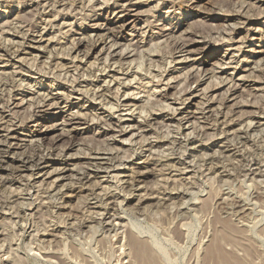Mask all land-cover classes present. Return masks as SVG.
Listing matches in <instances>:
<instances>
[{
  "label": "rangeland",
  "instance_id": "obj_1",
  "mask_svg": "<svg viewBox=\"0 0 264 264\" xmlns=\"http://www.w3.org/2000/svg\"><path fill=\"white\" fill-rule=\"evenodd\" d=\"M0 45V264H264V0H0Z\"/></svg>",
  "mask_w": 264,
  "mask_h": 264
},
{
  "label": "bare ground",
  "instance_id": "obj_2",
  "mask_svg": "<svg viewBox=\"0 0 264 264\" xmlns=\"http://www.w3.org/2000/svg\"><path fill=\"white\" fill-rule=\"evenodd\" d=\"M227 15V14H226ZM194 34V33H193ZM180 42V41H179ZM179 42H174V46L175 49L177 48H181L185 43H179ZM71 44H73V42H71ZM79 44H73V46L71 47L72 49H77L76 46H78ZM173 49V48H172ZM0 50L1 51H7L6 48L4 46L0 45ZM69 51V50H68ZM171 53V52H170ZM199 77V76H198ZM2 89V88H1ZM160 91V90H159ZM47 92V91H46ZM162 93L160 92L159 95H161ZM48 95V94H47ZM39 102V101H38ZM4 107H8L7 105H4ZM3 108V107H2ZM29 118V116H28ZM24 122V121H23ZM105 122V121H103ZM115 123V122H114ZM109 125V124H108ZM227 125V124H226ZM231 125V124H228ZM232 126V125H231ZM231 126H227V128L231 127ZM8 131V130H7ZM121 132V130H120ZM35 156V157H34ZM1 162V161H0ZM46 160H43V158H39L37 155H32L30 156H26L24 158H22L19 163H21L24 167L29 168L30 166H35L38 163H45ZM113 162V161H112ZM28 164V165H27ZM91 165V164H90ZM90 173L88 172H84L82 174H80L79 179L81 181L84 180H88V178L90 177L89 175ZM137 180V179H136ZM4 181V180H3ZM71 189V188H70ZM59 190H57L58 192ZM74 189L72 188L71 192H73ZM52 192V191H51ZM67 193V192H66ZM55 194V192H54ZM62 194V193H61ZM91 194L93 195V193L91 192ZM90 194V195H91ZM52 195V194H51ZM69 197V196H68ZM108 197H111V195H109ZM96 198V197H95ZM142 199H144L143 197H141ZM97 199V198H96ZM121 204V203H120ZM227 206V205H226ZM230 206H232L233 208H238L237 212L241 213L242 211H244V208L241 207L239 204L236 203H232ZM20 207V206H19ZM61 207V206H60ZM104 213V212H103ZM110 218V217H109ZM93 220V219H92ZM89 221V220H88ZM91 221V220H90ZM96 225H94L95 227ZM125 235L128 241V245H129V249L131 252V260L129 261L128 264H155V258L152 256L153 254H151L150 249L148 247V245L146 244V242L142 239H140L136 234H134V232H132L131 230H129L127 228V230L125 231ZM177 237V236H176ZM226 246H230L231 249L233 248H240L243 246V243L241 241V236L239 234H237L236 231H234L232 228L227 227L223 229L222 233H218L216 232V234H214V237L212 239V241L210 242V244H208L206 251L204 253V261L207 262V264H237V263H232L229 261V259H233L234 261H238L241 259L238 258V255L235 254L233 252V250H225ZM151 248V247H150ZM250 252H246V255H249ZM82 255V254H81Z\"/></svg>",
  "mask_w": 264,
  "mask_h": 264
}]
</instances>
